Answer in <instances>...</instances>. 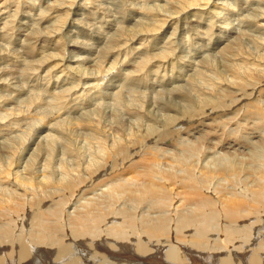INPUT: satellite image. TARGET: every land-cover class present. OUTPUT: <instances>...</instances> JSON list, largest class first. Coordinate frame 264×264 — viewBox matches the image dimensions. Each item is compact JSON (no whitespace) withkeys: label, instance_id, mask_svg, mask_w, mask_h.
I'll return each mask as SVG.
<instances>
[{"label":"bare ground","instance_id":"bare-ground-1","mask_svg":"<svg viewBox=\"0 0 264 264\" xmlns=\"http://www.w3.org/2000/svg\"><path fill=\"white\" fill-rule=\"evenodd\" d=\"M140 1L0 0V264H264V0Z\"/></svg>","mask_w":264,"mask_h":264},{"label":"rangeland","instance_id":"rangeland-1","mask_svg":"<svg viewBox=\"0 0 264 264\" xmlns=\"http://www.w3.org/2000/svg\"><path fill=\"white\" fill-rule=\"evenodd\" d=\"M120 1H122V0H112V2H114L115 4H117L118 2L120 3ZM129 1H131V0H129ZM145 1H146L147 3H146ZM149 1H150L151 3H150ZM149 1H148V0H143L142 2H141V1H140V2H141V3H144V2H145V4H152V3H154V2H155V3H156V2L162 3V1H160V0H153V1H152V0H149ZM123 2H124V0H123ZM140 2H139V3H140ZM119 3H118V4H119ZM232 3H233V2H232ZM113 11H114V10H113ZM235 16L237 17L238 14H237V15L235 14ZM127 17H128V15L126 16V18H127ZM15 20H16V19H15ZM234 22H235V21H234ZM133 23H134V21H133ZM124 24H128V23H125V22H124ZM128 26H130V25H128ZM10 35H12V36L14 35V36H15V34L12 33V32L10 33ZM6 37H8V36H6ZM17 38H18V37H17V35H16V36L14 37V39L11 41V43H9V42L7 41V43L10 44L11 47L14 46L13 49H18V48H19V45H18V42H17V41H18ZM15 39H16V40H15ZM19 39L21 40V37H20ZM3 40H5V41H3ZM4 42H6V39H5V38L3 39V38L0 37V43H4ZM1 46H2V45H0V47H1ZM17 46H18V47H17ZM81 51H85V52H86L87 50H86V49H81ZM64 52H65V50H62L61 54L64 53ZM27 58L29 59V57H27ZM103 65H106V64L104 63ZM50 67H52V66L46 67V69H48V68H50ZM168 73H169V72H168ZM20 79H21V78H20ZM23 82H24V83H23ZM21 83H22V84H26V85L28 84V82H27L26 80H24L23 78H22V80H21ZM0 94H2V92H0ZM3 94H4V92H3ZM261 99L264 100V95L261 97ZM36 103H37V104H36ZM39 104H40V99H38L37 102H34V103H33L34 106H33L32 112L42 110L43 107H38ZM254 109H256L255 112H257V114H259V115H261V114L263 113V110L260 109V106L255 107ZM0 112H2V111H0ZM50 117H51V116H50ZM50 117H48V115H47V114H44V113H41V114H35V113H34V115H33L31 118L36 119V121H35V126H36V125H38V126H39V125H46V124H47V125H49V124L53 125V123L55 122V119H54V118H50ZM263 119H264V118H263ZM259 121H260V120H259ZM38 126H37V127H38ZM37 127H36V129H37ZM31 128H32V126H31ZM28 130H29V129H28ZM44 133H45V132H43V131H39V132H38L39 136H41V135L44 134ZM33 147H34V145H30V146H29V149H28L29 151H28V153L32 151V148H33ZM180 148H181V147H180ZM24 150H26V148H24ZM262 150H264V149H261V151H260V149H258V152L263 153V159H264V151H262ZM191 159H192V158H191ZM196 159H197V158H196ZM48 204H50V203H48ZM66 210H72V209H71V208H66ZM261 215L264 217V213H262ZM138 216H139V215H138ZM116 217H119V216H116ZM19 218H20V217H19ZM139 218H140V217H139ZM62 219H63V220H62ZM62 219H61V220H62L64 223H62V221H61V224H65L64 218H62ZM251 219H252V220H251ZM251 219H250L251 222H254L255 217H254V218H251ZM28 220H30V218L27 219V221H28ZM250 220L244 221L243 224H245V223H250ZM248 221H249V222H248ZM25 224H26V223H25ZM27 224H29V221L27 222ZM27 224H26V225H27ZM237 224H241V225H242V222H241V223H237ZM107 225H109V224H107ZM20 227H21V224H20ZM27 227H28V226L23 225L21 228L24 229L25 232H27V230H26V229H28ZM240 227H241V226H240ZM225 234H226V233L224 232V234L221 233V235H219V234H217V235L214 234V235H216V236H214V235H213V236L210 235V236H209V238H210V239H209V243H210V244H213V243L215 242V241H214L215 238H217V239L219 238V239H220V238H222L223 235H225ZM218 236H219V237H218ZM252 236H254V233H252ZM252 236H251V237H252ZM252 238H253V237H252ZM64 239H65V238H64ZM211 239H212V240H211ZM224 239H225V236H224V238H223L222 240H224ZM212 241H213V243H212ZM220 241H221V240H220ZM259 241H261V240L259 239V240L257 241V243H258ZM128 244H130V247H131V248H134V247L132 246V242H129ZM225 245H226V244H225ZM253 245H254V244H253ZM227 247H228V245H227ZM8 250H10V248H9V249L6 248V249H4V251H3V250H0V255H1V254H4V253H8V252H7ZM223 250H224V249H223ZM223 250H222V251H223ZM1 251H3V252H1ZM5 251H6V252H5ZM91 254H92V253H91Z\"/></svg>","mask_w":264,"mask_h":264}]
</instances>
